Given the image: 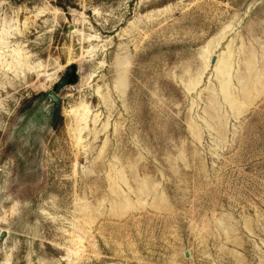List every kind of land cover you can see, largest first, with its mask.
Masks as SVG:
<instances>
[{
	"label": "rangeland",
	"instance_id": "374dc122",
	"mask_svg": "<svg viewBox=\"0 0 264 264\" xmlns=\"http://www.w3.org/2000/svg\"><path fill=\"white\" fill-rule=\"evenodd\" d=\"M0 238V264H264V0H0Z\"/></svg>",
	"mask_w": 264,
	"mask_h": 264
},
{
	"label": "water",
	"instance_id": "95a60500",
	"mask_svg": "<svg viewBox=\"0 0 264 264\" xmlns=\"http://www.w3.org/2000/svg\"><path fill=\"white\" fill-rule=\"evenodd\" d=\"M69 30L70 31L73 30V27L70 26L69 27ZM215 61H216V57H213L212 60H211V63L214 64ZM69 70H70V73H71L70 76L67 79L66 78H63L57 85L54 86L53 92H50L48 94V97L54 103H58V101H59L58 98L56 97V95L54 94V91L62 89L66 84H73V83H75V81L77 79V77L75 75V67L74 66H71L69 68ZM1 237H3V234H2ZM0 240H1V238H0Z\"/></svg>",
	"mask_w": 264,
	"mask_h": 264
},
{
	"label": "bare ground",
	"instance_id": "6f19581e",
	"mask_svg": "<svg viewBox=\"0 0 264 264\" xmlns=\"http://www.w3.org/2000/svg\"><path fill=\"white\" fill-rule=\"evenodd\" d=\"M215 64V63H214Z\"/></svg>",
	"mask_w": 264,
	"mask_h": 264
}]
</instances>
